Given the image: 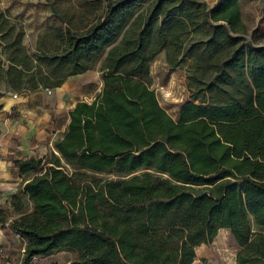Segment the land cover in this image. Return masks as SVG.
Here are the masks:
<instances>
[{
	"label": "trees",
	"instance_id": "trees-1",
	"mask_svg": "<svg viewBox=\"0 0 264 264\" xmlns=\"http://www.w3.org/2000/svg\"><path fill=\"white\" fill-rule=\"evenodd\" d=\"M45 3L58 48L32 56L0 9L10 90L58 88L110 49L100 91L74 104L46 152L10 161L20 181L0 204V230L9 244L18 239L21 257L0 254V264L58 252L73 264H193L221 230L238 248L235 264H264V45L245 39L240 0L212 9L198 0ZM189 32L203 36L190 50L208 61L197 69L209 77L172 118L149 67Z\"/></svg>",
	"mask_w": 264,
	"mask_h": 264
},
{
	"label": "rangeland",
	"instance_id": "rangeland-1",
	"mask_svg": "<svg viewBox=\"0 0 264 264\" xmlns=\"http://www.w3.org/2000/svg\"><path fill=\"white\" fill-rule=\"evenodd\" d=\"M198 1L204 2L207 9H212L218 2V0ZM145 6L146 4L138 5L136 14L140 13ZM240 7L243 22L247 27V33L244 35L245 39L256 45H264V0H240ZM0 9L14 22L21 25L24 32L22 44L29 56H32L38 49L54 52L58 48V42L48 33V30L56 26V21L51 16L50 8L46 5L45 0H0ZM202 38L201 34L195 32L184 34L174 45L161 50L150 64L149 74L158 102L172 118L176 117L179 106L191 99L196 88L208 80L209 73L202 74L197 69V65L204 67L208 61L202 56L200 57L199 53L190 50L191 42ZM119 41L120 39L114 45H117ZM109 49L110 47L105 50L96 63L94 70L88 73L87 76L90 78L85 81V87L75 88L73 92H67L68 95H74V99L81 97L82 99L92 100L94 98L97 94L96 89H100V73L96 75V72L102 67ZM174 58H176L175 65L171 67L167 59ZM0 59L3 62L4 58L2 56H0ZM52 91L53 89L41 90V92L48 94ZM27 92L22 91V93ZM19 93L10 90L0 75V95L7 99V103L11 102L13 94L17 95ZM48 107L52 109L51 105L45 106L46 109ZM24 115L22 123H25L26 128L31 129L28 121L32 120L33 114L29 112ZM11 116L16 122H19L18 119L21 117V113L12 109ZM55 119L63 125L65 116L63 113H59ZM40 134L44 136L45 133ZM58 134L56 132L52 136L49 132L48 140L51 138L52 142ZM31 140L32 138L28 139V144L31 143ZM14 144L11 145V148L15 147ZM47 147V145L46 147L44 145L38 147L34 150L35 156L43 155ZM11 152V157H16L21 156L24 150L13 149ZM27 154L30 155V150ZM0 240V247L2 248L0 254H8L13 262H19L21 245L18 239L12 237L9 244L7 243L8 239L0 232ZM237 251L238 248L229 232L221 230L208 245H201L196 249V259L193 264H235ZM32 264H73V261L69 253L58 252L48 258L33 259Z\"/></svg>",
	"mask_w": 264,
	"mask_h": 264
},
{
	"label": "crops",
	"instance_id": "crops-1",
	"mask_svg": "<svg viewBox=\"0 0 264 264\" xmlns=\"http://www.w3.org/2000/svg\"><path fill=\"white\" fill-rule=\"evenodd\" d=\"M89 72L71 77L60 87L54 88L49 94L41 91L19 93L16 98L12 97L11 102L8 103L7 99L0 95V204L7 201L14 194L20 181L18 172L11 166L10 160L22 157H36L34 150L41 147V145L50 146L51 138L48 140L49 132L53 136L56 132L61 133L64 131L68 121L67 113L74 104L77 101H91V99H88V101L81 97L74 99V95L67 94L69 91L73 92L75 88L85 87V81L90 78L87 76ZM98 74L99 71L96 72V75ZM99 82L101 88V79ZM99 91L100 89H96L95 92L98 93ZM46 105H51L52 109L49 107L46 109ZM12 109L21 113V117L18 119L19 122H16L11 116ZM29 112L33 114L32 120L28 121L31 129L26 128L24 126L25 123H22L25 117L24 114ZM59 113H63L65 116L63 125L55 119ZM42 132L45 133L44 136L40 134ZM30 138L32 140L28 144V139ZM13 144L15 147L11 148ZM13 149L24 150V152L21 156L11 157V150ZM29 150L30 155L27 154ZM1 250L2 248L0 247V253L2 252Z\"/></svg>",
	"mask_w": 264,
	"mask_h": 264
},
{
	"label": "built area",
	"instance_id": "built-area-1",
	"mask_svg": "<svg viewBox=\"0 0 264 264\" xmlns=\"http://www.w3.org/2000/svg\"><path fill=\"white\" fill-rule=\"evenodd\" d=\"M12 97H13V98H16V97H17V95H16V94H13V95H12Z\"/></svg>",
	"mask_w": 264,
	"mask_h": 264
}]
</instances>
